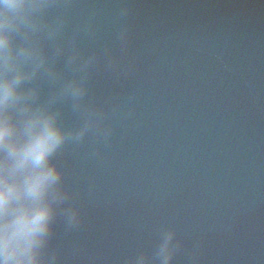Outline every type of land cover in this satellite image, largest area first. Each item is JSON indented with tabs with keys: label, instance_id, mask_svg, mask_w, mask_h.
<instances>
[{
	"label": "water",
	"instance_id": "95a60500",
	"mask_svg": "<svg viewBox=\"0 0 264 264\" xmlns=\"http://www.w3.org/2000/svg\"><path fill=\"white\" fill-rule=\"evenodd\" d=\"M120 2L69 10L71 32L97 8L80 48L110 47L117 66L101 58L89 81L110 140L69 143L57 158L80 215L71 231L57 220L58 264H128L161 227L181 241L173 264H264V0H126L118 21ZM78 122L66 106L64 126Z\"/></svg>",
	"mask_w": 264,
	"mask_h": 264
},
{
	"label": "clouds",
	"instance_id": "9594fccd",
	"mask_svg": "<svg viewBox=\"0 0 264 264\" xmlns=\"http://www.w3.org/2000/svg\"><path fill=\"white\" fill-rule=\"evenodd\" d=\"M75 5L0 0V264H58L59 252L50 246L57 220L71 231L80 215L78 194L65 187L57 158L69 143L79 146L89 137L107 143L112 136L109 110L89 101V81L101 58L114 70L117 57L107 46L82 51L80 38L96 35L98 10L90 6L69 32ZM129 14L121 0L117 20ZM115 42L126 51L124 23ZM66 106L79 121L71 128L63 123ZM180 247L176 231L161 227L151 251L137 252L128 264H173Z\"/></svg>",
	"mask_w": 264,
	"mask_h": 264
}]
</instances>
